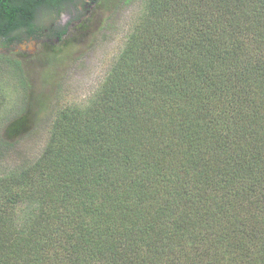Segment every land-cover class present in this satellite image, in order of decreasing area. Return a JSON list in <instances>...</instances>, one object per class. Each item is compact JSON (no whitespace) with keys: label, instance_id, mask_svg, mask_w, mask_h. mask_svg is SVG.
Listing matches in <instances>:
<instances>
[{"label":"trees","instance_id":"16d2710c","mask_svg":"<svg viewBox=\"0 0 264 264\" xmlns=\"http://www.w3.org/2000/svg\"><path fill=\"white\" fill-rule=\"evenodd\" d=\"M40 3L0 0L1 47ZM0 264H264V0H138L86 103L0 167Z\"/></svg>","mask_w":264,"mask_h":264},{"label":"rangeland","instance_id":"374dc122","mask_svg":"<svg viewBox=\"0 0 264 264\" xmlns=\"http://www.w3.org/2000/svg\"><path fill=\"white\" fill-rule=\"evenodd\" d=\"M138 0H107L100 14L84 22V28L57 38L43 34L35 46L22 41L7 49L0 46V167L8 168L36 157L46 142L58 109L83 105L104 79L121 50ZM39 27L57 23L49 12L38 14ZM70 19H63L61 23ZM45 35V36H44ZM5 58L21 64L23 80L11 74ZM24 81V82H25ZM27 109L24 131L8 138L5 127Z\"/></svg>","mask_w":264,"mask_h":264},{"label":"flooded vegetation","instance_id":"af4514ba","mask_svg":"<svg viewBox=\"0 0 264 264\" xmlns=\"http://www.w3.org/2000/svg\"><path fill=\"white\" fill-rule=\"evenodd\" d=\"M103 0H42L33 11L32 23L40 29L42 34L64 33L67 34L72 28L73 31L84 28V22L95 14H100ZM42 11L49 12L57 18V23L39 27L37 24L38 14ZM63 19H70L71 22L61 23ZM57 40V38H56ZM35 40L28 38L23 40L24 44Z\"/></svg>","mask_w":264,"mask_h":264},{"label":"water","instance_id":"95a60500","mask_svg":"<svg viewBox=\"0 0 264 264\" xmlns=\"http://www.w3.org/2000/svg\"><path fill=\"white\" fill-rule=\"evenodd\" d=\"M27 45L29 46V47H34L35 46V42L34 41H30L29 43H27Z\"/></svg>","mask_w":264,"mask_h":264}]
</instances>
